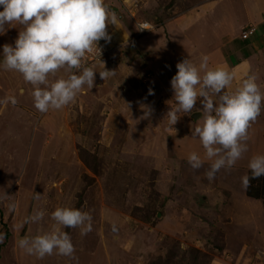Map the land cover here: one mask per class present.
I'll use <instances>...</instances> for the list:
<instances>
[{"label": "rangeland", "instance_id": "obj_1", "mask_svg": "<svg viewBox=\"0 0 264 264\" xmlns=\"http://www.w3.org/2000/svg\"><path fill=\"white\" fill-rule=\"evenodd\" d=\"M105 3L115 13L106 31L120 37L103 40L105 51L85 65L97 71L95 86L74 102L40 112L32 85L0 67V195H9L0 199V264H264V196L246 195L241 183L250 159L264 155V106L248 129V151L211 182L205 176L211 162L192 135L203 119L202 98L174 125L167 117L176 106L170 81L178 62L188 58L199 67L207 56L209 67L235 74L241 72L230 70L231 59L256 55L251 42L264 32V0ZM141 21L153 25L138 33ZM5 27L0 64L3 45L14 44L22 30ZM247 27L255 29L242 37ZM259 39L246 72L256 74L264 94ZM103 65L115 75L101 79ZM145 106L152 114L141 119ZM193 151L205 158L198 170L188 163ZM69 202L92 216L87 235L65 229L76 259L55 252L41 259L18 247L19 239L47 231L51 212ZM36 210L45 211L44 219L24 223Z\"/></svg>", "mask_w": 264, "mask_h": 264}, {"label": "clouds", "instance_id": "obj_2", "mask_svg": "<svg viewBox=\"0 0 264 264\" xmlns=\"http://www.w3.org/2000/svg\"><path fill=\"white\" fill-rule=\"evenodd\" d=\"M0 7V34L13 22L22 27L14 44L3 45L0 67L18 72L32 85L34 107L38 111L62 109L74 102L85 88L91 90L95 86L97 71L85 66V57L86 54L100 57L98 42L102 39L110 42L106 28L115 24V13L110 12L105 0H0ZM176 68L170 81L176 106H170L167 117L170 125H174L181 116L178 113L190 114L198 98H202V109L198 111H202L203 119L192 128V135L199 137L205 158L211 162L205 173L211 182L218 171L231 169L248 151V129L261 113L264 94L251 69L233 89V74L223 67H209L207 56L202 57L199 67L185 58ZM61 70L62 74L57 75ZM114 75L104 65L99 71L103 80ZM151 94L154 93L149 89ZM8 99L12 104L17 103L15 97ZM151 114L152 109L145 106L141 119ZM205 158L193 151L187 159L190 167L198 170ZM248 167L251 176L241 177L244 188L252 179L264 176V155L253 156ZM8 198L5 192L0 195V199ZM8 208L14 211L15 203H9ZM44 217V210H36L24 218V223H39ZM50 218L53 223L47 231L19 239L18 247L41 259L54 252L76 259L71 236L65 229L79 228L81 236L87 235L92 231L90 212L69 202L57 206ZM112 230L118 231L115 222Z\"/></svg>", "mask_w": 264, "mask_h": 264}, {"label": "crops", "instance_id": "obj_3", "mask_svg": "<svg viewBox=\"0 0 264 264\" xmlns=\"http://www.w3.org/2000/svg\"><path fill=\"white\" fill-rule=\"evenodd\" d=\"M13 23H15V22H13ZM255 29V28H254ZM118 33V37L116 38V39H113L112 37H111V39L112 40H118L119 39V37H120V32H117ZM262 35L260 36V37H264V32L263 33H261ZM259 37V38H260ZM253 39L252 40V45L254 46V52H255V54L256 55H245V56H241V57H238V58H235V59H231V62H232V66H231V68H230V70L232 71V69L235 67H237L238 66V68H236L238 71H240L241 73H235V74H233V79L236 81V86H238L239 85V83H240V81L242 80V77L244 78L245 77V73H247L246 72V70L248 69V68H246L249 64V56H257V53H258V49H259V47H260V45L261 44H263L262 42H261V40L260 39ZM220 64V63H219ZM226 65H229V64H226ZM217 66L219 67V65L217 64ZM242 69V70H241ZM243 70H244V72H243Z\"/></svg>", "mask_w": 264, "mask_h": 264}, {"label": "built area", "instance_id": "obj_4", "mask_svg": "<svg viewBox=\"0 0 264 264\" xmlns=\"http://www.w3.org/2000/svg\"><path fill=\"white\" fill-rule=\"evenodd\" d=\"M116 1H119V2L122 3L125 0H116ZM152 25L153 24L149 23L148 21L137 22V24H136L137 31H138V33L146 32L150 28V26H152ZM144 28H146V29H144ZM253 30H254L253 27H247V28H245L242 31L241 36L242 37H247ZM104 44L105 43H103V39L98 42V47L101 48V53H103L105 51L104 48H103ZM97 57L98 56L93 55V54H86V57H85V65H87L89 62H91L93 60H96Z\"/></svg>", "mask_w": 264, "mask_h": 264}, {"label": "trees", "instance_id": "obj_5", "mask_svg": "<svg viewBox=\"0 0 264 264\" xmlns=\"http://www.w3.org/2000/svg\"><path fill=\"white\" fill-rule=\"evenodd\" d=\"M246 175L251 176V171L248 168L246 171ZM246 195L253 198H260L264 196V176H260L259 178L252 179L247 188H245Z\"/></svg>", "mask_w": 264, "mask_h": 264}, {"label": "bare ground", "instance_id": "obj_6", "mask_svg": "<svg viewBox=\"0 0 264 264\" xmlns=\"http://www.w3.org/2000/svg\"><path fill=\"white\" fill-rule=\"evenodd\" d=\"M116 31H112L110 36L113 38V39H116L118 37V33H116Z\"/></svg>", "mask_w": 264, "mask_h": 264}]
</instances>
